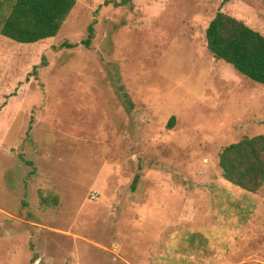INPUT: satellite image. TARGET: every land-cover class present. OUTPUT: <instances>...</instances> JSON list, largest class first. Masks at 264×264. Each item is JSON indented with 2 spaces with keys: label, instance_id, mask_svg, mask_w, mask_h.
I'll use <instances>...</instances> for the list:
<instances>
[{
  "label": "rangeland",
  "instance_id": "obj_1",
  "mask_svg": "<svg viewBox=\"0 0 264 264\" xmlns=\"http://www.w3.org/2000/svg\"><path fill=\"white\" fill-rule=\"evenodd\" d=\"M112 1L75 0L42 42L0 34V264H264V186L219 167L264 136V86L205 40L217 12L264 37V0Z\"/></svg>",
  "mask_w": 264,
  "mask_h": 264
},
{
  "label": "trees",
  "instance_id": "obj_2",
  "mask_svg": "<svg viewBox=\"0 0 264 264\" xmlns=\"http://www.w3.org/2000/svg\"><path fill=\"white\" fill-rule=\"evenodd\" d=\"M129 1L111 3L120 8ZM75 4V0H15L0 34L19 44H35L54 38ZM92 38L93 30L89 28L83 44L89 46ZM205 40L207 50L216 60L230 64L245 78L264 86L262 35L235 18L217 12L206 28ZM122 96L130 110L132 103L128 95L122 93ZM173 121L174 118L169 127ZM219 167L226 182L246 193H257L264 186V136L243 138L224 148L219 155ZM41 203L44 206L49 204L46 198H42Z\"/></svg>",
  "mask_w": 264,
  "mask_h": 264
}]
</instances>
